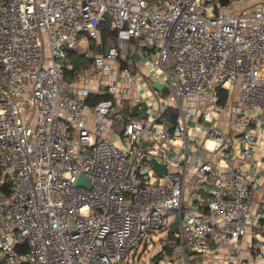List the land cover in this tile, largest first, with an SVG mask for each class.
Segmentation results:
<instances>
[{"label": "built area", "instance_id": "2783aa9c", "mask_svg": "<svg viewBox=\"0 0 264 264\" xmlns=\"http://www.w3.org/2000/svg\"><path fill=\"white\" fill-rule=\"evenodd\" d=\"M260 123L264 0H0V264L264 256Z\"/></svg>", "mask_w": 264, "mask_h": 264}, {"label": "crops", "instance_id": "0c3cea01", "mask_svg": "<svg viewBox=\"0 0 264 264\" xmlns=\"http://www.w3.org/2000/svg\"><path fill=\"white\" fill-rule=\"evenodd\" d=\"M68 58V57H67ZM69 66H73L74 64L70 61ZM257 142L259 143L258 148L255 150L254 154V163L256 166V170L261 176L262 182L260 186L254 191V202L253 209L254 211L264 212V124L260 123L257 129ZM254 237L264 236V225H257L254 230H251ZM251 238V234L249 232L248 236L241 240L242 248L245 250L243 264H264V256L259 254V251H250L248 250L249 240ZM256 240V239H255Z\"/></svg>", "mask_w": 264, "mask_h": 264}, {"label": "rangeland", "instance_id": "374dc122", "mask_svg": "<svg viewBox=\"0 0 264 264\" xmlns=\"http://www.w3.org/2000/svg\"><path fill=\"white\" fill-rule=\"evenodd\" d=\"M90 45V50L93 51L95 54L102 51V50H99L98 47L95 46V43L93 41H91L90 43H88ZM107 45V44H106ZM109 45H111L110 43L106 46V48L109 47ZM75 52V54L73 53L72 54V58L70 56H68V58L64 61L65 64H69L70 61H72L73 59H75L76 63L79 64V67L75 68L74 66V69H82V70H85L87 69L90 65L93 64V60L88 58L87 56H84V52H81V51H76V50H73ZM66 78H68L69 80H72L73 79V76H72V72L70 70H67L66 72ZM168 92L166 91L164 96H167ZM183 103V101H182ZM173 110H171L170 113H172ZM169 118H170V114L167 115ZM172 233H167V232H160V233H157V236L155 237V243H160L161 240H164V239H170L172 237ZM154 247L151 245L148 249V251H145L144 253H142L143 251V248L141 249V252L140 254L142 253V255H140V264H145V262L151 258V253L154 251Z\"/></svg>", "mask_w": 264, "mask_h": 264}, {"label": "water", "instance_id": "95a60500", "mask_svg": "<svg viewBox=\"0 0 264 264\" xmlns=\"http://www.w3.org/2000/svg\"><path fill=\"white\" fill-rule=\"evenodd\" d=\"M104 18L108 19L109 15L107 13L104 14ZM137 60H139V57H137ZM153 83V87L159 91H164L165 89V83H160L159 81L153 79L152 80ZM152 164L154 165V167L161 173L164 174L167 172V169L164 165L159 164L156 160H152ZM77 185H85L88 188H91V184L89 182V180L84 176V175H80L78 181H77ZM178 228L177 225L174 226L173 230H176Z\"/></svg>", "mask_w": 264, "mask_h": 264}, {"label": "trees", "instance_id": "16d2710c", "mask_svg": "<svg viewBox=\"0 0 264 264\" xmlns=\"http://www.w3.org/2000/svg\"><path fill=\"white\" fill-rule=\"evenodd\" d=\"M102 32H103V37H104V44H108V41L110 38L114 37L116 34L113 32L110 28V24L108 22L104 23L102 26ZM75 54L73 50L68 51V56H72V54ZM72 58V57H71ZM76 60L73 59L71 62L74 64L75 68L79 67V64L75 62ZM225 98L226 95L223 94L220 103L224 104L225 103ZM176 116L172 120H175Z\"/></svg>", "mask_w": 264, "mask_h": 264}]
</instances>
